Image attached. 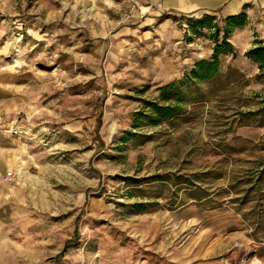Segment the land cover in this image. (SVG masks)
Masks as SVG:
<instances>
[{"label": "rangeland", "instance_id": "obj_1", "mask_svg": "<svg viewBox=\"0 0 264 264\" xmlns=\"http://www.w3.org/2000/svg\"><path fill=\"white\" fill-rule=\"evenodd\" d=\"M241 13L221 73L150 116L212 54L191 22ZM257 41L264 0H0L1 76L23 96L1 116L19 132L0 131V264H264Z\"/></svg>", "mask_w": 264, "mask_h": 264}, {"label": "trees", "instance_id": "obj_2", "mask_svg": "<svg viewBox=\"0 0 264 264\" xmlns=\"http://www.w3.org/2000/svg\"><path fill=\"white\" fill-rule=\"evenodd\" d=\"M215 16L205 15L191 22V30L198 33L199 29H208L214 40L213 51L210 58H202L195 62L190 71L185 72L182 79L173 80L159 87L160 95L167 104L149 102L150 116L158 120L171 119L181 110V90L187 86L213 80L221 73V56L235 55L234 47L230 42V35L235 28H242L246 21L244 13L225 17L223 25L215 21ZM245 55L253 60L259 68L258 76L264 78V42L257 41L253 48L246 51Z\"/></svg>", "mask_w": 264, "mask_h": 264}, {"label": "crops", "instance_id": "obj_3", "mask_svg": "<svg viewBox=\"0 0 264 264\" xmlns=\"http://www.w3.org/2000/svg\"><path fill=\"white\" fill-rule=\"evenodd\" d=\"M13 81L8 76H1L0 66V118L1 116H12L21 112L22 95L15 94ZM5 169V168H4ZM0 175H1V134H0ZM1 201V184H0Z\"/></svg>", "mask_w": 264, "mask_h": 264}, {"label": "built area", "instance_id": "obj_4", "mask_svg": "<svg viewBox=\"0 0 264 264\" xmlns=\"http://www.w3.org/2000/svg\"><path fill=\"white\" fill-rule=\"evenodd\" d=\"M1 129H4L6 132H10V133H18V126L16 124H13V122L10 121H1L0 118V131ZM11 175V173H8L6 178L9 177Z\"/></svg>", "mask_w": 264, "mask_h": 264}, {"label": "bare ground", "instance_id": "obj_5", "mask_svg": "<svg viewBox=\"0 0 264 264\" xmlns=\"http://www.w3.org/2000/svg\"><path fill=\"white\" fill-rule=\"evenodd\" d=\"M247 252H248V247L242 249V250L240 251V255L242 256V253H244V255H243V257H244V256H246Z\"/></svg>", "mask_w": 264, "mask_h": 264}]
</instances>
